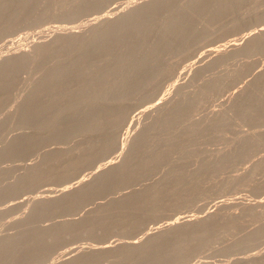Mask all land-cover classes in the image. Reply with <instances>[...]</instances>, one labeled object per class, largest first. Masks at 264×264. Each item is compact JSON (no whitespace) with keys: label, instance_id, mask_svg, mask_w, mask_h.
Listing matches in <instances>:
<instances>
[{"label":"rangeland","instance_id":"374dc122","mask_svg":"<svg viewBox=\"0 0 264 264\" xmlns=\"http://www.w3.org/2000/svg\"><path fill=\"white\" fill-rule=\"evenodd\" d=\"M262 51L264 0H0V264H264Z\"/></svg>","mask_w":264,"mask_h":264},{"label":"bare ground","instance_id":"6f19581e","mask_svg":"<svg viewBox=\"0 0 264 264\" xmlns=\"http://www.w3.org/2000/svg\"><path fill=\"white\" fill-rule=\"evenodd\" d=\"M173 24H176V23H173ZM128 16H126V17H124V15L122 16V18L120 19V21L117 23V25L116 26H114V27H111L110 29H108L106 32L107 33H104V35L102 36V39L100 40V44H99V42L96 44V46L97 47H102V46H104V45H106V43H108L109 42V36L111 35V34H113V33H121V32H124L127 28H128ZM235 28V27H234ZM233 28V29H234ZM253 35V34H252ZM210 36H211V32H208V33H206L205 34V36H203V40H207V39H209L210 38ZM225 37V36H224ZM223 37V38H224ZM223 40V39H222ZM259 49V48H258ZM263 49V48H262ZM259 50H261V48L259 49ZM258 50V51H259ZM246 51V53H253V54H255L254 52H256L257 51V49H252V50H250V49H248V50H245ZM258 51H257V53H258ZM242 52H244V50H240V51H234V52H232V53H234V54H236V53H242ZM31 53V51H26V50H24L23 51V54H25V55H29ZM260 53V52H259ZM258 53V54H259ZM263 51H262V55H263ZM233 54V55H234ZM253 54H250V55H253ZM232 55V54H231ZM236 56V55H235ZM255 56V55H254ZM257 57V56H256ZM215 63L216 62H214V61H209L208 63H207V65H209V66H213V65H215ZM74 69H75V67L74 66H72V67H70L69 69H67L65 72H62V71H55L54 73H53V75L51 76V81L52 82H55V81H57V80H59V79H61V78H63V77H65L66 75H68L70 72H72V71H74ZM8 78H6L5 80L6 81H8L7 80ZM4 80V81H5ZM3 81V82H4ZM6 81H5V83H6ZM10 81V80H9ZM123 79H121V80H119V81H117V82H109L110 83V86H109V84H108V86H107V89L104 91V92H102L100 95H101V97H105L106 95H108V93L112 90V89H114V88H116L119 84H121V83H123ZM121 82V83H120ZM4 83V85H6ZM9 83V82H8ZM146 84L147 85H149V82H146ZM1 85V84H0ZM186 86V85H185ZM185 86H183V87H185ZM183 87H182V89H183ZM186 87H188V86H186ZM0 88H1V86H0ZM2 89V88H1ZM185 89V88H184ZM87 93V92H86ZM86 93H83V92H79V90L77 91H75V92H72L71 93V96L72 97H85V94ZM175 95L176 94H174L173 96L171 95V96H168V97H164V98H157V97H155V96H151V97H147L146 99H144V100H139L140 102H139V105H151V106H160V105H162V104H166V103H168V102H171L173 99H175ZM55 97V96H54ZM87 97H88V100L89 101H94L95 100V97H96V95H91V93H87ZM49 100H51V99H49ZM48 100V101H49ZM181 104H185V102L184 101H181ZM65 111H61V112H57V116L58 117H60L63 113H64ZM63 116V115H62ZM180 118V116L177 118L176 116H173V119H172V122L175 124V125H179L180 123H182L181 121L183 120L182 118L181 119H179ZM28 120H30V119H28ZM192 120L193 119H191V123H192ZM207 122H208V120L207 119H205ZM102 121H103V118H101V117H98L97 119H96V121H95V125L96 124H99V123H102ZM196 118H195V122H194V120H193V123L191 124L192 126L194 125L195 126V124H196ZM205 121V122H206ZM189 124V126H191ZM206 123H204V125H205ZM208 124V123H207ZM207 124H206V127H207ZM165 124H161L159 127L161 128V127H163ZM203 125V128L205 127ZM175 127V126H174ZM177 127V129H178V126H176ZM205 127V128H206ZM175 130H172V131H170V132H167L168 134L164 137V139H166V141H171L174 137H176L177 136V134L180 132V129L177 131V129L176 128H174ZM192 129H194L193 127H192ZM91 132V133H93L92 135H94L95 133H97L98 131H99V129H97V128H88V129H85V130H80L79 132H80V134L81 133H85V132ZM154 134V136H155V138H157V136L158 135H160V132L158 131V132H155V133H153ZM135 135H139V134H135ZM125 137V136H124ZM161 138H163V137H161ZM215 143V142H214ZM111 144H113V143H111ZM110 143H106V144H104V146L106 147V148H109L110 147V145H111ZM217 144H219V143H217ZM216 144V145H217ZM215 145V148H217V147H219V146H216ZM210 146V145H209ZM213 147V146H212ZM158 157V156H157ZM156 157V158H157ZM88 160H89V162H90V159L92 160L93 159V157H90V158H87ZM85 161V160H84ZM83 161H80V162H77V163H75V164H73L68 170H66V173H68L69 175H71L72 173H73V171H75V169L76 168H78L79 166H81L83 163H82ZM88 162V163H89ZM87 163V162H86ZM208 165V164H207ZM124 170H127L126 168L124 169ZM68 177V176H67ZM107 177L108 176H104V177H102L101 179H100V181H101V184H103V182L102 181H104L105 179H107ZM129 180V179H128ZM125 182H127L126 180H125ZM100 183V182H99ZM119 193V192H118ZM122 193H124V192H122ZM122 195V194H121ZM206 201V200H205ZM203 205V204H202ZM201 205V206H202ZM190 206H192V205H190ZM200 206V205H199ZM159 209V207H152V211H153V214H155L156 212H158L156 209ZM164 208V207H163ZM192 209H193V207H191ZM196 208H198V207H196ZM160 209H161V207H160ZM159 209V210H160ZM163 210V209H162ZM190 210V209H189ZM194 210V209H193ZM192 213V212H191ZM23 214V213H22ZM24 214H25V216L27 215V213H25L24 212ZM156 215V214H155ZM190 215V214H189ZM24 216V217H25ZM24 217H21L20 216V218L19 219H23ZM187 220V218H186V216H182V217H176L175 219H173L171 222H169L168 223V225H166V227L164 228V230L158 235V236H155V237H150L149 239H148V241L144 244V246L145 245H147V244H149V243H151L152 241H154V239H162L164 236L166 237V235H169L171 232H172V230L174 229V228H178L179 226H181L185 221ZM92 230H96V228L95 227H93L92 228ZM195 240V238H192V239H188V240H181V241H179L178 242V249H181L183 246H186L187 245V243H191V242H193ZM43 261H47V257L46 258H43ZM204 262H205V260H204ZM108 263V262H107Z\"/></svg>","mask_w":264,"mask_h":264}]
</instances>
